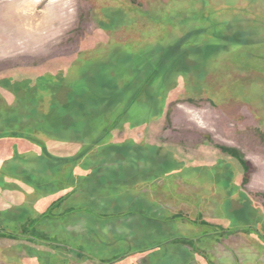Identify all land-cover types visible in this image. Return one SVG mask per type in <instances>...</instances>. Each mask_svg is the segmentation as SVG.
<instances>
[{
  "label": "rangeland",
  "instance_id": "rangeland-1",
  "mask_svg": "<svg viewBox=\"0 0 264 264\" xmlns=\"http://www.w3.org/2000/svg\"><path fill=\"white\" fill-rule=\"evenodd\" d=\"M0 264H264V0H0Z\"/></svg>",
  "mask_w": 264,
  "mask_h": 264
}]
</instances>
